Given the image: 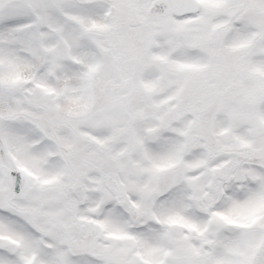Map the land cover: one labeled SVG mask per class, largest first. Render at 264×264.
<instances>
[{
  "label": "snow or ice",
  "instance_id": "snow-or-ice-1",
  "mask_svg": "<svg viewBox=\"0 0 264 264\" xmlns=\"http://www.w3.org/2000/svg\"><path fill=\"white\" fill-rule=\"evenodd\" d=\"M0 264H264V0H0Z\"/></svg>",
  "mask_w": 264,
  "mask_h": 264
}]
</instances>
